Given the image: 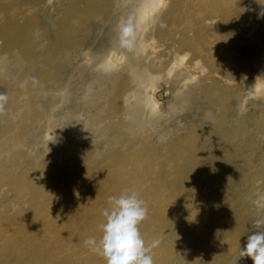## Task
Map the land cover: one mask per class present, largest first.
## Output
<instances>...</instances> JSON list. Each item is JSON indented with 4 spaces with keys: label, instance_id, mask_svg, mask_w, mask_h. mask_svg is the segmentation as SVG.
I'll return each instance as SVG.
<instances>
[{
    "label": "rangeland",
    "instance_id": "rangeland-1",
    "mask_svg": "<svg viewBox=\"0 0 264 264\" xmlns=\"http://www.w3.org/2000/svg\"><path fill=\"white\" fill-rule=\"evenodd\" d=\"M260 3L0 0L2 264H105L84 240L126 190L147 205L139 230L160 240L154 264H235L264 215ZM133 14L129 50L117 25ZM135 69L154 90L142 94Z\"/></svg>",
    "mask_w": 264,
    "mask_h": 264
},
{
    "label": "clouds",
    "instance_id": "clouds-1",
    "mask_svg": "<svg viewBox=\"0 0 264 264\" xmlns=\"http://www.w3.org/2000/svg\"><path fill=\"white\" fill-rule=\"evenodd\" d=\"M260 4L259 15L264 16V3ZM137 27L135 14L119 22L117 30L121 47L135 48ZM6 101L7 96L0 93V112ZM205 117L210 122L211 113H206ZM180 126L183 127L182 124ZM253 203L257 209L264 210V196H258ZM101 214L103 221L98 226L99 237L90 236L84 240L90 252L101 257L105 264H154L153 251L160 240L147 242L139 230V225L148 218V208L136 191L126 190L119 196L110 195L108 206ZM245 257L250 258L252 264H264V215L259 213L235 264Z\"/></svg>",
    "mask_w": 264,
    "mask_h": 264
},
{
    "label": "bare ground",
    "instance_id": "bare-ground-1",
    "mask_svg": "<svg viewBox=\"0 0 264 264\" xmlns=\"http://www.w3.org/2000/svg\"><path fill=\"white\" fill-rule=\"evenodd\" d=\"M151 2H153V7L152 8H155L159 3L160 4H163V0H151ZM111 55V53L109 54V56ZM112 56V55H111ZM262 56V62H261V64L258 66V68L256 69V72L251 76V80H252V84L254 85V86H260V85H264V52H262V54L260 55V57ZM113 57V56H112ZM105 59V58H104ZM110 59V58H109ZM112 59H110V63L113 61H111ZM105 61H108L109 62V60L107 59V60H105ZM134 67V66H133ZM132 67V68H133ZM141 69V68H140ZM185 70V69H184ZM187 70H189V68H188V66H187V69H186V71ZM132 73V72H131ZM132 75V74H131ZM133 75H135V78H134V76H133V78L132 79H138V81H136L137 83L139 82V85H140V87L141 88H144L143 89V92L142 91H140V92H142V94H144V93H147V92H144V90L146 89V90H148L150 87H152V89L154 90V77H153V75H150V74H148V72L147 71H144V70H137V69H135L134 71H133ZM136 79V80H137ZM133 81V80H132ZM135 81V80H134ZM136 86H137V84H136ZM135 86V87H136ZM139 87V86H138ZM148 88V89H147ZM139 89V88H138ZM151 89V88H150ZM145 90V91H146ZM131 93H134L135 92V90L132 92V91H130ZM138 92V91H137ZM136 92V93H137ZM140 92L139 93H137L136 95H135V97L136 98H138V101H137V99L135 100L134 99V97H133V95L132 96H130V98L132 97V99H134L139 105H144V104H147L146 106H149L151 109H155V107H156V103L154 102V100L150 97V96H142V94H140ZM130 93L128 92L127 93V96H126V94L124 95V96H126V97H128V95H129ZM145 95V94H144ZM138 96V97H137ZM125 99V98H124ZM133 100V101H134ZM126 101V100H125ZM128 101V100H127ZM135 102V103H136ZM22 187V186H21ZM37 219V218H36ZM38 220V219H37ZM1 222H2V220H1ZM36 222H38V221H36ZM63 223H65V222H63ZM45 224H47V223H45ZM48 225V224H47ZM28 226V225H27ZM31 226H33V224L31 225L30 224V227ZM62 227H64V225H62ZM4 228V224H3V222L0 224V232L2 231V229ZM32 228V227H31ZM46 230H48L47 228H46ZM49 231V230H48ZM17 232V231H16ZM24 232V231H23ZM49 232H51V231H49ZM73 232V231H72ZM78 232H81V231H78ZM6 233V232H5ZM4 233V234H5ZM13 233V232H12ZM22 233V232H21ZM20 233V234H21ZM48 233V232H47ZM47 233H46V235H45V237H46V241H47V236H49V235H47ZM49 234V233H48ZM74 234H76V232L75 233H72L71 235H74ZM3 235V234H2ZM27 235H28V232H27ZM51 235V234H50ZM21 236H23V238H24V236L25 235H21ZM93 236H95V235H93ZM99 236V235H98ZM51 237H52V235H51ZM79 238H81V237H83V235H79L78 236ZM8 238H9V236H8ZM11 238V237H10ZM9 238V239H10ZM29 238V237H28ZM27 237H26V239H28ZM21 239V238H20ZM19 239V240H20ZM26 239H25V241H26ZM43 239V238H42ZM5 240H6V238H5ZM30 240V239H29ZM7 241V240H6ZM9 241V240H8ZM45 241V242H46ZM79 241H81V240H79ZM27 242H28V240H27ZM26 242V243H27ZM42 242V241H41ZM82 242V241H81ZM24 243V242H23ZM30 243V242H29ZM7 244V243H6ZM5 244V245H6ZM78 244V243H77ZM23 246L25 245V244H22ZM83 245H85V244H83ZM82 245V246H83ZM26 246H28V243H27V245ZM25 246V247H26ZM57 246V245H56ZM59 246V245H58ZM57 246V247H58ZM77 246H79V244L77 245ZM81 246V245H80ZM1 247V246H0ZM5 247V246H4ZM30 247V246H29ZM33 247V250H34V246H32ZM60 247V246H59ZM58 247V248H59ZM76 248V245H75V243H71V244H69L68 246H67V249L68 250H72V251H74V253L75 252H77V251H75V250H78V249H75ZM23 249V248H22ZM21 249V250H22ZM26 249V248H25ZM29 249V248H28ZM47 249V248H46ZM81 249V248H80ZM3 250V248L1 247L0 248V264H2V262H3V260L5 259V255H4V252L2 251ZM25 251V250H24ZM35 251V250H34ZM15 252H17V251H14V252H12V253H14V255H15ZM28 252V251H27ZM27 252H24V254L25 255H27ZM70 252V251H69ZM11 253V252H10ZM9 253V254H10ZM20 253H22V252H20ZM31 253V252H30ZM32 253H33V251H32ZM71 253V252H70ZM57 254V253H56ZM55 254V255H56ZM77 254V253H76ZM22 255H23V253H22ZM30 255V254H29ZM28 255V256H29ZM32 255V254H31ZM34 255V254H33ZM59 255V254H58ZM11 255H9V257H10ZM66 256V255H65ZM64 256V257H65ZM68 256V255H67ZM66 256V257H67ZM7 257V256H6ZM8 257V258H9ZM17 257V256H16ZM20 257H22L21 256V254H20ZM34 257V256H33ZM35 257H36V255H35ZM68 257H70L71 258V256L69 255ZM73 257H74V255H73ZM31 258V257H30ZM55 258H58V257H55ZM79 258V257H78ZM24 259V258H23ZM26 259H27V257H26ZM29 259V258H28ZM34 258H32V260H33ZM36 259V258H35ZM73 259V258H72ZM16 260H17V258H16ZM75 260V259H74ZM7 261V260H6ZM6 261H5V264H6ZM14 261V260H13ZM12 261V262H13ZM23 261H25V260H23ZM28 261V260H27ZM34 261H36V260H33V263H34ZM55 261V260H54ZM59 261V260H58ZM61 261H63V260H61ZM30 262V261H29ZM73 262V261H72ZM19 263L20 264H22V262L21 261H19ZM19 263H17V264H19ZM26 263V262H25ZM33 263H30V264H33ZM56 262H54L53 264H55ZM58 263V262H57ZM70 263V262H69ZM4 264V263H3ZM11 264V263H10ZM14 264V263H13ZM16 264V263H15Z\"/></svg>",
    "mask_w": 264,
    "mask_h": 264
}]
</instances>
